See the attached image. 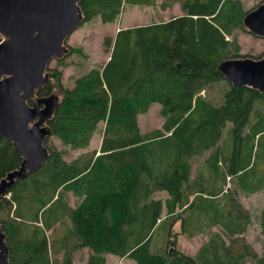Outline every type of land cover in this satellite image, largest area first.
Wrapping results in <instances>:
<instances>
[{
    "label": "trees",
    "instance_id": "1",
    "mask_svg": "<svg viewBox=\"0 0 264 264\" xmlns=\"http://www.w3.org/2000/svg\"><path fill=\"white\" fill-rule=\"evenodd\" d=\"M156 1L79 5L85 19L111 20L123 3ZM177 1L181 14L105 37L109 58L73 86L64 87L61 70L52 68L55 85L38 89L61 90L49 124L63 143L83 147L98 122L104 127L90 156L67 161L62 150L47 147L48 159L1 200L10 264H73L81 246L90 250L84 264H105L108 252L135 264H264V250L245 237L252 215L239 199L264 188V91L233 85L216 68L242 54L236 36L227 35L244 29L247 9L241 0ZM221 81L219 101L200 93ZM154 101L161 127L142 132L138 113ZM205 152L192 173L193 157ZM20 159L15 144L0 138V178ZM71 190L80 198L76 206L68 201ZM157 190L168 196L154 197ZM260 223L264 231V207ZM157 230L165 234L160 250L153 248ZM198 233L207 238L193 254L176 247L177 234Z\"/></svg>",
    "mask_w": 264,
    "mask_h": 264
},
{
    "label": "water",
    "instance_id": "2",
    "mask_svg": "<svg viewBox=\"0 0 264 264\" xmlns=\"http://www.w3.org/2000/svg\"><path fill=\"white\" fill-rule=\"evenodd\" d=\"M84 18L79 0H0V138L14 143L21 156L18 166L0 178V202L18 179L39 169L50 155L47 121L59 94H39L38 89L50 82V61L69 52L65 41ZM242 25L264 37V0L245 12ZM216 68L233 85L264 91V55L225 57ZM9 258L0 226V264H10Z\"/></svg>",
    "mask_w": 264,
    "mask_h": 264
},
{
    "label": "rangeland",
    "instance_id": "3",
    "mask_svg": "<svg viewBox=\"0 0 264 264\" xmlns=\"http://www.w3.org/2000/svg\"><path fill=\"white\" fill-rule=\"evenodd\" d=\"M164 0H157L154 5H133L123 3L120 12L117 13L111 20H104L100 14L94 15L88 19H85L78 25L71 34L67 37L66 43L69 47V52L62 58H53L48 66V71L51 75V69L56 68L61 70L60 82L64 87H71L74 81L81 74L88 71L90 68H101L107 59L109 58L111 46L105 44V37H114L117 29L122 26L137 25L144 23H151L157 20H161V16H172V12L178 11L180 5L176 3L171 4L170 8L162 11L163 15H159L160 3ZM261 0H241L243 8L249 9L257 5ZM168 13H167V12ZM161 13V14H162ZM171 14V15H170ZM243 26V25H242ZM244 29L234 27L232 34L227 35V38L231 39L232 35L236 36L239 43V52L242 54H250L253 56L264 55V37H259L248 31L244 26ZM74 47V49H71ZM226 80V79H225ZM227 81V80H226ZM50 82L55 85L54 76L51 75ZM226 88L224 81L214 84L213 87L201 90V94L209 97L213 102L220 100L223 93V89ZM59 94V101L62 98V93L59 87L52 86V90ZM138 125L142 132L148 131L152 128L161 127L163 116L160 112V103L154 101L147 106L144 111L138 113ZM104 127V121L97 123L96 129L92 132L89 143L83 147H72L63 141L53 133L48 137V141L45 143L47 147H55L56 149L63 151V157L65 160L70 161L76 159V157L83 156L84 154L90 156L92 150L98 149L102 130ZM206 155V152L201 156H194L192 159V173H194L198 162ZM68 201L71 206H76L79 202V196L76 197L74 192L68 191ZM168 196L164 190H157L154 192V197H160L162 200ZM10 198V193L5 196ZM239 199L243 205L251 213V222L247 227L245 237L251 243V245L258 251V253L264 250V231L260 223V211L264 207V188L253 193H241ZM6 208L0 207V224L3 217H6ZM165 210L163 209V216ZM174 229L179 230V223L174 224ZM50 231L47 233L49 234ZM207 235L198 233L192 237H186L184 234H177L176 247L181 251L193 254L198 246L206 240ZM165 242V234L162 230H157V234L154 237L153 248L155 250L163 249ZM90 252L86 246H81L80 249H76L73 253V264H84L87 254ZM58 257H60L58 255Z\"/></svg>",
    "mask_w": 264,
    "mask_h": 264
},
{
    "label": "crops",
    "instance_id": "4",
    "mask_svg": "<svg viewBox=\"0 0 264 264\" xmlns=\"http://www.w3.org/2000/svg\"><path fill=\"white\" fill-rule=\"evenodd\" d=\"M175 3L177 5H179V2L177 0H173L171 2H169L168 0H166V1L164 0L162 3H160L159 15H163L162 11H165V10L169 9L171 4L174 5ZM133 5H139V4H133ZM152 5H154V4H152ZM181 13H182V10L180 8V9H178V11L172 12V14H173L172 16L179 15ZM161 17H162L161 20H157V21H163V20H167L168 19L167 15L166 16H161ZM137 25H140V24H137ZM130 26H135V25H128V26H124L123 25L122 27L124 28V27H130ZM76 257H77V255H76ZM76 257L74 258V261H75ZM74 261H73V263H75ZM105 264H135V260L133 258L128 257V256H118V255H116L114 253L108 252V253L105 254Z\"/></svg>",
    "mask_w": 264,
    "mask_h": 264
},
{
    "label": "flooded vegetation",
    "instance_id": "5",
    "mask_svg": "<svg viewBox=\"0 0 264 264\" xmlns=\"http://www.w3.org/2000/svg\"><path fill=\"white\" fill-rule=\"evenodd\" d=\"M50 92H51V91H50ZM47 122L49 123V120H48ZM50 126H51V125H50ZM47 139H48V138H46V140H45V141H47Z\"/></svg>",
    "mask_w": 264,
    "mask_h": 264
}]
</instances>
